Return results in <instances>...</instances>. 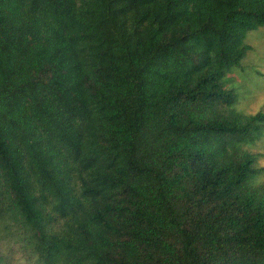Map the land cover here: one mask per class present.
Returning <instances> with one entry per match:
<instances>
[{
	"label": "trees",
	"instance_id": "1",
	"mask_svg": "<svg viewBox=\"0 0 264 264\" xmlns=\"http://www.w3.org/2000/svg\"><path fill=\"white\" fill-rule=\"evenodd\" d=\"M260 27L264 0H0V223L35 264H264V113L226 82Z\"/></svg>",
	"mask_w": 264,
	"mask_h": 264
},
{
	"label": "rangeland",
	"instance_id": "2",
	"mask_svg": "<svg viewBox=\"0 0 264 264\" xmlns=\"http://www.w3.org/2000/svg\"><path fill=\"white\" fill-rule=\"evenodd\" d=\"M245 41L252 49L240 65L231 70L226 82L227 88L237 94L234 108L242 114L255 115L264 113V27L249 33ZM251 143H247L245 148L257 155V167L264 168V134L254 144ZM255 181L264 183V171L256 176ZM8 230L0 223V252L5 261L8 264H35L36 255L28 254L31 246L18 243L14 231Z\"/></svg>",
	"mask_w": 264,
	"mask_h": 264
}]
</instances>
